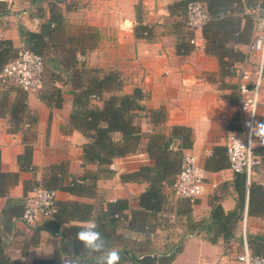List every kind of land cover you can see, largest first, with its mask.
Wrapping results in <instances>:
<instances>
[{
  "label": "crops",
  "instance_id": "obj_1",
  "mask_svg": "<svg viewBox=\"0 0 264 264\" xmlns=\"http://www.w3.org/2000/svg\"><path fill=\"white\" fill-rule=\"evenodd\" d=\"M179 1L183 0H0V40L11 41L17 53L26 47L25 35L40 32L42 24L49 22L50 8L57 7L62 16L63 39L51 49L53 57L45 58L44 73L60 72L63 79L67 78L58 59L60 55L72 54L74 61L86 67L116 70L123 80V93L129 94L134 88H141L148 95L144 100L145 108L149 112L161 113V122L155 127L149 116L139 120L143 136L138 152L113 161L115 169L109 166V174L96 181L94 197L57 191V203L76 201L100 209L107 202L126 199L129 204L126 213L140 210L137 199L148 184L125 182L120 176L142 166L153 165L145 153L150 135H168L173 126L190 128L193 145L183 150V154L193 156L204 170L213 148L224 147L228 130L242 131L246 114L239 111V92L236 91L239 100L236 103L222 98V95L235 97L231 87L238 85L240 71L254 70L256 60L247 55L244 62L236 64L234 74L224 78V84L229 88L219 91L216 83L219 80L218 61L215 56L204 52L202 30L186 31L195 40L194 45L189 43L188 53L180 54L176 50L178 37L186 32L177 26L179 19L170 15L169 7ZM259 3L251 8L240 0L234 7V14H245L253 19L252 14L255 15L254 10ZM137 6H140L142 24L151 29L148 38L134 35ZM241 24H245L244 19ZM67 39L73 41L67 42ZM237 47L247 54V45ZM55 85L61 89L60 108L51 109L36 93L24 91L27 109L16 130L9 122L8 109H0V171L18 173L17 182L1 197L0 211L14 206L23 207L29 193L27 190L24 192V186H39L51 167L61 166L64 182L83 178L87 171L97 170L95 164L83 162V146L87 140L70 124L74 87L69 81ZM10 87L17 86L0 85V91ZM14 99L11 94L7 104L13 103ZM259 103L264 104V81L259 91ZM238 114L240 121L235 122ZM258 115L264 116L261 109ZM27 144L32 148V168L20 171L18 157L24 154ZM260 146L262 144L256 139L254 149ZM204 172L203 193L192 204L186 198L174 197L170 188L164 187L161 210L146 219L151 232L143 234L121 228L119 232L126 241L133 246L146 247L148 252L176 249L174 264H241L236 257L242 251V221L233 238L227 241L220 238L215 244L206 241L196 231L190 233L189 223L208 217L210 197L221 195V206L225 212L236 206V193L231 185L234 172L230 169ZM251 181L264 185V172L259 162L253 169ZM20 218L21 215L13 220V229L5 241V251L11 264H32L37 258H51L59 238L38 227L25 225ZM246 218V235L264 236V217L246 215ZM163 221L167 223L164 227ZM47 222L43 220L38 226ZM88 223L72 221L69 224ZM165 232L168 233L164 237Z\"/></svg>",
  "mask_w": 264,
  "mask_h": 264
},
{
  "label": "trees",
  "instance_id": "obj_2",
  "mask_svg": "<svg viewBox=\"0 0 264 264\" xmlns=\"http://www.w3.org/2000/svg\"><path fill=\"white\" fill-rule=\"evenodd\" d=\"M192 0H183L169 7L170 15L178 18L177 26L186 28L187 4ZM204 3L208 14V21L202 27L204 40V52L216 57L218 61L219 80L216 82L219 91L229 86L224 84V78L232 76L236 64L244 62L247 54L238 49V45H248L254 38V17L245 14H234L235 6L240 0H200ZM254 2V3H253ZM244 0L246 7L254 8L259 2L262 7L264 0ZM235 7V8H234ZM140 6L136 7V26L134 35L140 38H148L151 29L142 24L139 18ZM245 20L242 26L241 21ZM62 16L54 5L50 8L49 22L42 24L40 32H29L25 35L26 49L45 58L53 57L51 49L63 39L61 31ZM253 23V24H252ZM190 35L178 37L176 50L180 54L188 53ZM80 40H82L80 38ZM67 39V42H72ZM77 41L76 39L74 40ZM82 53V52H81ZM17 56V49L13 48L11 41L0 40V68ZM59 57V56H57ZM74 55H60L59 63L62 73L67 75L63 79L60 72L49 71L44 73L42 87L36 92L38 98L51 109L60 108L62 104L61 89L55 84L58 82H71L73 91L72 112L70 124L86 138L83 146V162L97 166L96 171H87L83 178L72 179L64 182L61 166L51 167L48 174L38 186H24V192H30L35 187H42L50 191H65L72 195L94 197L96 181L107 176L109 166L114 160L136 154L138 144L143 136L139 120L149 116L152 125L159 124L160 112H149L144 105L148 95L141 88H134L131 93L122 92L123 80L114 69L89 68L79 61H74ZM77 65V66H76ZM45 72V71H44ZM13 85V84H12ZM5 86V85H1ZM235 97L222 95V98L230 102H238L236 91L238 85L231 87ZM0 109L7 108L9 122L16 130L21 124L26 112V93L21 89L10 87L0 91ZM13 94L14 102L7 104V98ZM239 122V114L234 119ZM256 122H264V116H258ZM230 129V127H229ZM240 130H228L239 132ZM193 145L192 130L184 126H173L169 134L155 133L149 136L145 150L149 159L153 161L151 166H142L137 171L122 174V181L147 183L148 187L138 196L137 203L140 210L129 209L128 200L118 199L107 202L100 209L92 204L76 201L56 202V213L48 222L33 228L47 231L53 237L59 238L54 244L51 258H37L32 264H71L77 260L78 264H95L94 256H90L83 248V244L75 239L76 233L86 225H71L72 221L88 223L94 221L98 225V231L108 241L109 247L120 252V264H174L176 249L166 251H146L147 248L134 246L127 249L128 242L119 231L122 229L138 233L151 232L146 219L149 215H156L163 206L162 189L170 187L175 182L181 169L183 150ZM255 158L264 172V145L253 149ZM32 148L26 145L24 154L18 157L20 171L30 170ZM255 167V166H254ZM253 167V169H254ZM229 169V162L225 148L215 146L211 155L206 159L204 170L215 172ZM252 169V171H253ZM18 173H4L0 171V197L5 196L12 185L17 182ZM236 193V206L232 211L225 212L221 206V195L210 197V212L207 218L189 223L190 233L196 231L209 243L215 244L220 238L229 240L233 238L244 211L247 216L264 217V185L250 180L247 185L245 173L234 172L231 182ZM27 190V191H26ZM189 204L192 202L186 199ZM23 207L14 206L0 211V264H11L10 257L5 251V241L13 229V220L22 215ZM168 222V221H167ZM162 222V226L166 225ZM247 245L253 256L264 257V236L254 237L246 235Z\"/></svg>",
  "mask_w": 264,
  "mask_h": 264
},
{
  "label": "built area",
  "instance_id": "obj_3",
  "mask_svg": "<svg viewBox=\"0 0 264 264\" xmlns=\"http://www.w3.org/2000/svg\"><path fill=\"white\" fill-rule=\"evenodd\" d=\"M7 1V0H1ZM254 38L247 45L248 55L256 60L254 70H241L239 74L238 92L241 96L239 111L246 114L242 121L241 132H228L224 138L225 153L232 172L245 173L246 183L250 184L252 169L258 164L253 154L254 141L249 143V127L257 121L261 109L264 115V104L259 103V91L264 81V4L254 10ZM209 17L205 5L200 0H192L187 4L186 28L191 32L202 30ZM195 44L193 37L189 39ZM45 71L44 59L32 51L22 48L17 56L0 68V85L14 84L25 92L36 93L42 87ZM253 113L255 115H253ZM115 169L114 164L110 165ZM205 172L198 166L191 155H184L181 169L175 182L169 187L176 198H186L193 202L203 193ZM1 201V197H0ZM56 213V191L35 187L25 196L21 221L30 227L43 220L53 218ZM246 211L242 220V251L236 259L241 264H264V257L253 256L246 240Z\"/></svg>",
  "mask_w": 264,
  "mask_h": 264
},
{
  "label": "clouds",
  "instance_id": "obj_4",
  "mask_svg": "<svg viewBox=\"0 0 264 264\" xmlns=\"http://www.w3.org/2000/svg\"><path fill=\"white\" fill-rule=\"evenodd\" d=\"M253 115L255 114L253 113ZM248 127L249 143L253 142L254 137L264 145V122H253ZM75 239L83 244V248L90 256H94L95 264H120V252L109 247L108 241L98 231V225L94 221L82 227L76 233ZM71 264H78V261L73 260Z\"/></svg>",
  "mask_w": 264,
  "mask_h": 264
},
{
  "label": "rangeland",
  "instance_id": "obj_5",
  "mask_svg": "<svg viewBox=\"0 0 264 264\" xmlns=\"http://www.w3.org/2000/svg\"><path fill=\"white\" fill-rule=\"evenodd\" d=\"M167 233H168V232H165V233H164L165 235H163V236L165 237ZM133 248H134V246H133L132 244H129V243H128L127 249H133Z\"/></svg>",
  "mask_w": 264,
  "mask_h": 264
}]
</instances>
